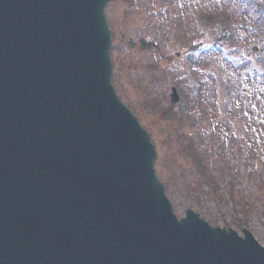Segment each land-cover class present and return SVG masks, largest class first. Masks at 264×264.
<instances>
[{
  "label": "water",
  "instance_id": "95a60500",
  "mask_svg": "<svg viewBox=\"0 0 264 264\" xmlns=\"http://www.w3.org/2000/svg\"><path fill=\"white\" fill-rule=\"evenodd\" d=\"M114 1L0 0V264H264L249 231L174 214L113 86Z\"/></svg>",
  "mask_w": 264,
  "mask_h": 264
},
{
  "label": "rangeland",
  "instance_id": "374dc122",
  "mask_svg": "<svg viewBox=\"0 0 264 264\" xmlns=\"http://www.w3.org/2000/svg\"><path fill=\"white\" fill-rule=\"evenodd\" d=\"M255 2L246 6L249 15L235 0H116L106 14L115 89L156 146V173L175 214L183 218L191 209L212 227L242 237L249 230L264 247V181L248 177L250 169L264 171V12L259 18L253 7L264 10V0ZM223 8L230 21L207 22L205 14ZM247 62L256 74H236ZM235 77L248 82L243 95ZM173 88L180 95L175 104ZM230 98L238 104L229 110ZM191 145L208 166L206 178ZM227 162L250 209L237 206L223 182L219 168Z\"/></svg>",
  "mask_w": 264,
  "mask_h": 264
},
{
  "label": "trees",
  "instance_id": "16d2710c",
  "mask_svg": "<svg viewBox=\"0 0 264 264\" xmlns=\"http://www.w3.org/2000/svg\"><path fill=\"white\" fill-rule=\"evenodd\" d=\"M255 1L256 0H236L235 3H236V5H237L239 10H241V11L246 10V11H248V14H249L250 10H248L246 6L248 4H253V3L255 4L256 3ZM251 2H253V3H251ZM243 6H245V8ZM253 7L256 9V12H257V15L259 16V18H262V15H263V12H264V10H262L263 8L260 7L259 4L255 5ZM260 8H261V10H260ZM251 9H252V7H251ZM205 17L207 19V22H210L211 24H216V25L220 24L223 21H226V19H228V21H230V18H231L230 15H228V9L227 8L218 9V10H216L214 12L212 11V13L205 14ZM242 18H244V15H243ZM259 18H258V22L260 21ZM236 20L239 21L238 19H236ZM141 44H142L143 47H151V45L149 43H146L145 41H143ZM196 50H197V48L193 52L196 53L195 52ZM262 65L264 66V62H263ZM193 71L195 72V70H193ZM240 71H241V74L239 76H241V77H243L244 75L254 76L256 74V72H253L254 69L252 70V64L250 65V62H247L245 64V66L241 70H239V69L235 70L236 74H237V72H240ZM250 73H252V74H250ZM232 79H233V83H234V85L236 87V90H238V92L240 94L242 93V95H243L244 93L247 92L248 82L246 81V79L245 80L242 79V78L238 79L237 77L232 78ZM256 81L258 82V79ZM228 86L230 87L229 84H228ZM231 97H233V95H231ZM235 103L238 104L236 101H234V98H230V100L227 102L228 109L230 110L231 106L234 107ZM248 104H250L248 98H246V97L243 98V105L244 106H248ZM228 112H230V111H228ZM178 119H180L179 121H182V118L180 116H179ZM191 149H192V155H193L194 150H195V152H198L197 148L194 147L193 145H191ZM220 150L223 152L224 148H221ZM196 156L197 157L195 158V161L198 162V166H199L198 168L200 169V171L202 170L203 173L206 174L205 175V178H206L208 176V171H207V167L208 166L204 164V159L202 157H200L198 153H196ZM219 170L221 171V173H222V175H223V177H224V179L226 181L225 182L223 180V182L226 183V185H228L229 194L231 196H233V197H235V195H236L235 198H236V200L238 202L237 206H239L240 208L243 209L244 206L246 205L247 209H250L248 203L245 200V195H244V193H242L243 190L238 188V185L240 184L239 180L237 178L238 176L235 174L234 170L230 167L229 163L227 162V165L220 166ZM263 170H264V168H263ZM254 176H258L261 181H264V171L260 173V172H256V171H253L252 169H250L248 177L249 178H253ZM210 183H212L214 188H216V189L218 187H220V185L216 181H213V182H210Z\"/></svg>",
  "mask_w": 264,
  "mask_h": 264
}]
</instances>
